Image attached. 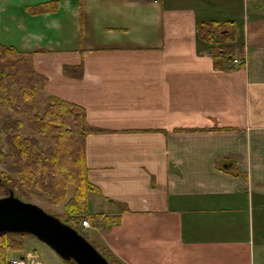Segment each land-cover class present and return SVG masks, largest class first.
Returning <instances> with one entry per match:
<instances>
[{"label": "crops", "instance_id": "1", "mask_svg": "<svg viewBox=\"0 0 264 264\" xmlns=\"http://www.w3.org/2000/svg\"><path fill=\"white\" fill-rule=\"evenodd\" d=\"M209 21L242 36L232 69L198 37ZM0 42L99 130L96 244L121 264H264V0H0Z\"/></svg>", "mask_w": 264, "mask_h": 264}, {"label": "trees", "instance_id": "2", "mask_svg": "<svg viewBox=\"0 0 264 264\" xmlns=\"http://www.w3.org/2000/svg\"><path fill=\"white\" fill-rule=\"evenodd\" d=\"M230 28L227 22L218 21L197 25L198 37L212 51L216 69L222 63L232 69L236 57L244 59L242 36ZM215 44L225 57L213 52ZM81 71L80 65L63 67V74L77 78L81 77ZM45 83L46 77L34 69L32 52L0 43V195L12 191L23 199L36 189L50 203L59 205L72 187V196L64 204L65 223L80 233L78 228L86 218L87 193L94 189L87 179L85 138L99 130L89 126L83 107L54 96H47L43 110L37 112V100ZM2 110L22 115L34 136L22 135L23 121L2 114ZM126 212L127 208L123 207L121 213ZM92 220H102L107 229L118 224L120 216L96 214ZM14 235L0 233V264H6L11 254L23 249V241ZM99 251L110 264H121L107 248Z\"/></svg>", "mask_w": 264, "mask_h": 264}, {"label": "water", "instance_id": "3", "mask_svg": "<svg viewBox=\"0 0 264 264\" xmlns=\"http://www.w3.org/2000/svg\"><path fill=\"white\" fill-rule=\"evenodd\" d=\"M230 168L229 164L224 165ZM0 233L29 234L52 249L63 261L110 264L81 233L38 205L23 201L12 191L0 196Z\"/></svg>", "mask_w": 264, "mask_h": 264}, {"label": "rangeland", "instance_id": "4", "mask_svg": "<svg viewBox=\"0 0 264 264\" xmlns=\"http://www.w3.org/2000/svg\"><path fill=\"white\" fill-rule=\"evenodd\" d=\"M229 30V29H226ZM1 43V42H0ZM2 44V43H1ZM4 45V44H2ZM226 45V44H225ZM7 46V45H5ZM215 47L213 49L214 53H217V55L220 58L225 57L224 51L218 52L217 49L219 48L218 45H214ZM46 102V96L44 94L39 95L38 100H37V112H41L44 108ZM2 114H9L12 118H19L23 121L24 125L22 128V135L24 136H34L33 133H31L26 125L25 118L22 115H16L10 111L2 110ZM3 144V149H6V145L2 142ZM72 187H69L68 194L66 199L59 205H55L53 203H50L44 195H42L38 190L33 189L32 193L29 195L28 198H20L23 201L31 202L39 207H41L43 210H45L47 213L56 216L59 220L65 223V208L64 204L65 202L72 196ZM8 195V194H7ZM0 196H5V195H0ZM87 219V218H85ZM88 220V219H87ZM67 224V223H66ZM76 230V229H75ZM78 230L80 233L83 235L84 238H86L97 250H102L103 247L95 243V239L93 238V230L92 229H82L81 225L79 226ZM15 239L17 240H23V249L19 252H16L15 254H11V257H19L21 255L25 256L26 252L30 251L33 255L36 253L37 256H35L38 261L42 262L43 264H71L68 263L67 261H63L52 249H50L47 245L39 241L37 238H35L32 235L29 234H24L23 236L21 235H14ZM100 252V251H99ZM10 257V258H11Z\"/></svg>", "mask_w": 264, "mask_h": 264}, {"label": "built area", "instance_id": "5", "mask_svg": "<svg viewBox=\"0 0 264 264\" xmlns=\"http://www.w3.org/2000/svg\"><path fill=\"white\" fill-rule=\"evenodd\" d=\"M93 224L89 220L85 219L81 222V228L87 229L92 227ZM35 255L32 253H26L25 256L9 258L6 264H42L40 261L35 259Z\"/></svg>", "mask_w": 264, "mask_h": 264}]
</instances>
